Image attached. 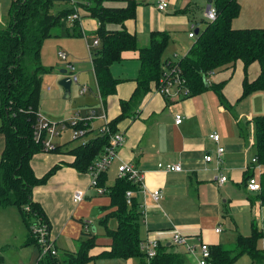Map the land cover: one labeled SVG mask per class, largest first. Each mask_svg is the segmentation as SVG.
Here are the masks:
<instances>
[{
	"label": "crops",
	"instance_id": "crops-1",
	"mask_svg": "<svg viewBox=\"0 0 264 264\" xmlns=\"http://www.w3.org/2000/svg\"><path fill=\"white\" fill-rule=\"evenodd\" d=\"M135 1H137L135 16L126 20L125 26L129 32L136 35L138 44L146 45L152 31H165L169 35V40L162 59L176 61L186 55L194 42L188 36V32L192 26L194 31L196 28L201 31L204 27L206 20L204 11L209 0H167L168 6L164 10L157 9V0ZM238 3L240 13L233 19V27L264 28V0H238ZM184 9L187 11H182ZM87 18L89 17H83L80 23L84 37L88 34L94 36L97 21L95 19L89 21ZM180 28L188 29L185 31L186 38L178 35ZM169 44L173 46L168 47ZM95 47L92 43L88 44L90 54L91 49ZM122 56L123 60L111 65L113 76L119 78L115 93L102 99L91 64L88 75L91 77L86 81L85 92L81 93L82 95L89 93L90 102L74 110L72 115L67 109L62 108L54 112L53 109H46L44 106L41 109L42 113L45 111L49 114L51 118L46 117L49 120L60 121L73 117L76 112H79L81 118H85L89 110H94L93 118L83 119L88 123L87 137H94L105 122L120 113V101L128 100L136 86L138 53L126 51ZM258 72V63L250 64L246 71L248 80H253ZM244 76L245 70L241 61L236 62L234 67L207 76L208 85L225 81L222 93L227 106L219 101L211 87L195 96L184 97L180 94L166 97L152 86L138 105L137 115L126 117L117 124V128L124 132L125 140L119 149L118 157L106 170L102 186L110 187L114 184L117 166L120 163L133 164L142 174L145 186L144 191L139 187L133 191V197L141 212L140 238L159 239L160 246L181 255L182 264H198V254L188 253L182 245H174L170 241V233L174 229L179 230L189 243H196L200 239L210 246L221 244L228 249L234 245L237 235L248 236L255 228L260 233L257 246L264 250V200L260 191H249L245 184L250 160L256 152L251 119L264 114V92H253L238 101L242 93ZM61 93V90H57V94ZM176 115L182 116L179 124L175 123ZM69 132L66 130L58 136L56 142H53L55 147H59L57 150L39 151L30 161L38 177H42L52 168L55 169L44 184L33 188L32 198L40 203L45 213L50 226V237L60 258L77 250L89 205L97 203L94 201L87 203L84 199L74 203L72 200L73 193L77 190L84 191L85 199L96 195V191L89 186V175L77 171L71 165L74 156L68 150L79 142L73 140ZM212 132L219 133V143L208 137ZM3 145V137L0 134V155ZM219 145L224 148L220 160L216 159V149ZM206 153L213 154L214 160L206 162L203 158ZM177 162L181 165L180 171H164L157 166L158 163ZM220 175L227 177L221 184L218 181ZM153 189L162 191V198L158 202H154L149 196V190ZM100 196H106L105 202L110 203L107 192ZM108 204L103 206L107 207ZM96 209L98 214L95 218H101L115 207L96 206ZM6 210L10 213L8 217ZM8 218L16 221L14 225L18 229L16 233L20 232L23 235L24 242L27 232L24 234V231L23 233L20 231L22 230L20 224L23 222L18 209L14 206H0L1 231L7 229ZM111 220L113 222L111 227H114L115 220L113 218ZM217 227H220L219 232L215 231ZM93 228L96 233L95 225ZM2 234L0 232V242ZM110 243L111 239L108 237L104 240L97 239L91 253L97 254L107 249ZM0 254L3 257L1 247ZM32 258L26 262L19 261L18 264H35V261L37 264L40 253L37 260ZM240 260L241 264H251L246 254L241 255L233 264ZM139 263L140 258L97 256L86 262V264ZM0 264H4V261L0 260Z\"/></svg>",
	"mask_w": 264,
	"mask_h": 264
},
{
	"label": "trees",
	"instance_id": "trees-1",
	"mask_svg": "<svg viewBox=\"0 0 264 264\" xmlns=\"http://www.w3.org/2000/svg\"><path fill=\"white\" fill-rule=\"evenodd\" d=\"M58 0H11L9 21L0 29V134L4 145L0 155V206H14L26 226L24 245H36L37 236L32 226L39 219L50 234V226L45 213L32 198L33 188L44 184L53 174L54 168L42 177L35 175L30 164L32 156L43 151L41 141L33 138L36 113L39 111L42 75L49 72V67L42 65L41 48L47 38L82 37L81 19L89 17L97 21L94 39L99 44L91 49V64L98 91L104 100L116 92L119 78L114 77L111 65L123 60L126 51H137L139 67L135 77L136 86L128 100L120 101V113L108 121L109 132L119 129L117 124L126 117L137 115V107L144 96L156 86L164 69L176 65L185 80L188 93L183 96H195L211 87L219 101L227 106L222 93L225 81L208 85L207 76L234 67L241 61L245 76L242 81V93L239 100L256 91L264 92V28H235L232 21L240 13L238 0H212L216 9V19L205 20L204 27L196 34L190 49L176 61L162 59L168 45L169 35L165 31H152L146 45L140 46L134 33L129 32L125 22L135 16L137 1L125 0L121 7L106 6V2L119 0H69L68 6L53 12ZM187 11V10H182ZM80 19L67 20L73 13ZM181 12V10L179 11ZM109 24L118 25L117 28ZM253 62L259 65V72L253 80L247 78V68ZM253 125V145L257 161L264 166V114L251 119ZM78 127L88 130L84 121ZM88 134V131H86ZM107 133H96L85 144H76L69 153L74 156L71 165L77 171L86 172L88 166L97 159L108 144ZM59 147H54L57 150ZM50 151V152H51ZM106 172V171H105ZM105 172L98 179L104 185ZM255 174L248 169L245 179ZM260 194L264 200V170L259 174ZM110 197L109 207L115 209L101 218L105 234L111 239L107 249L92 254L96 246V233L90 225L85 229L83 222L82 237L75 252L66 257L58 254H46L37 260V264H86L94 257L140 258L139 264H147L140 250L141 212L134 197L126 202L127 190H136L138 186L127 177L117 178L110 187H105ZM105 192V193H106ZM27 208V209H26ZM115 220V226L108 225L109 219ZM260 233L255 228L248 236L237 235L233 250L218 244L210 246L211 264H233L241 255L246 254L251 264H264V250L257 246ZM180 254L169 252L165 247L158 248L156 256L149 264H182ZM0 260L2 256L0 254Z\"/></svg>",
	"mask_w": 264,
	"mask_h": 264
},
{
	"label": "built area",
	"instance_id": "built-area-1",
	"mask_svg": "<svg viewBox=\"0 0 264 264\" xmlns=\"http://www.w3.org/2000/svg\"><path fill=\"white\" fill-rule=\"evenodd\" d=\"M72 4L76 0H71ZM168 6L167 0H157L156 7L158 10H164ZM204 17L207 21H213L216 19V9L213 4H208L204 11ZM67 20L71 19H80L79 15L73 13L68 15ZM194 27L190 28L188 36L195 40L196 33L193 30ZM99 40L96 38L93 41V46H97ZM62 59H66V54L60 53ZM67 69L73 70V65L70 62H66ZM70 79L76 81V75L72 72L68 74ZM156 91L160 94L171 97L179 96L180 94L184 95L188 93V88L185 86V80L180 75V70L176 65L166 67L164 72L159 79L157 85L155 86ZM86 86L81 87V93L85 92ZM95 116L94 110H89L85 118H81L79 112H76L73 117L67 120L52 121L42 115L41 112L36 113V122L33 127V138L36 141H41L43 144V151H51L54 149L55 145L53 144V139L61 135L66 130L71 131V137L73 140H77L79 144H85L88 141L86 134V129L78 127V124L83 121V119H91ZM182 121L181 115L175 116V123L179 124ZM97 133L109 135L108 144L105 146L101 155L95 159L87 168L86 173L89 175V186L92 187L96 193L103 194L106 192V188L98 184L99 176L105 172L113 160L118 157V152L123 142L125 140V134L123 131L109 132L108 121L105 122L97 131ZM215 143H219L220 135L219 133L212 132L208 135ZM80 139V141H79ZM224 151L223 146L219 145L216 149V159L220 160L222 152ZM206 162L214 160L215 156L210 153H206L203 156ZM159 168L164 171H180V163H158ZM252 168L255 171V174L249 176L246 181V188L249 191H260L261 185L259 180V174L262 172V165L257 161L256 156L254 155L250 160V166L248 169ZM257 171V172H256ZM127 177L141 190H145V186L142 182V174L140 171L131 163L122 162L117 166V178ZM227 179L226 175H220L219 183H223ZM149 196L154 202H158L162 198V191L160 189L149 190ZM84 197V191L77 190L73 193L72 200L74 203L80 202ZM133 197V191L127 190L125 193L126 202L129 204L131 198ZM27 209V208H26ZM91 221H85V229L90 225ZM33 233L37 236V241L40 247V257L46 254L56 255V249L53 245V240L50 237L49 231L46 225L41 222L39 219L32 226ZM216 232L220 231V227L215 228ZM170 241L174 245H182L188 253H197L198 264H211V251L210 245L200 239L196 243H189L187 238L177 229H174L170 233ZM140 250L143 252L145 261L147 264L153 259L160 247L159 239L157 238H147L142 239L139 243ZM58 264V263H56Z\"/></svg>",
	"mask_w": 264,
	"mask_h": 264
},
{
	"label": "rangeland",
	"instance_id": "rangeland-1",
	"mask_svg": "<svg viewBox=\"0 0 264 264\" xmlns=\"http://www.w3.org/2000/svg\"><path fill=\"white\" fill-rule=\"evenodd\" d=\"M61 0L56 1L53 12H56L59 8L65 5H69L68 2H60ZM11 0H0V29L4 28L7 25V22L9 21V8H10ZM126 4L125 0H119L114 2H106V6H115V7H121ZM87 20H94L92 18H87ZM109 27L117 28L118 25L116 24H109ZM188 29L186 28H180L178 31V35H182L186 38V32ZM186 31V32H185ZM94 36L91 34L87 37H63V38H47L41 48V62L42 65L49 67V72L42 75L41 79V92H40V105H39V111L43 109V106L46 109H53L54 112L59 111L60 109H67L70 115L74 113V110L80 109L81 106L87 105V103L90 102L91 96L89 93L87 95L81 94V87L86 85V81L89 75V69L91 68V61H90V51L88 49V44H93ZM192 43V42H190ZM192 45V44H191ZM93 46V45H92ZM172 44H169L168 47H172ZM60 53L66 54L67 59H62L60 56ZM73 53V54H72ZM172 54L170 53L169 57H171ZM69 61L74 65L73 70H68L66 62ZM61 69H65L66 73H61ZM70 72L75 74L77 76L78 81L76 80L71 83L70 87V97L64 98L63 97V88L59 84V80L64 76L68 75ZM57 90H61V94H57ZM42 113V111H41ZM45 115H44V114ZM42 115L45 117L51 118L49 114H47L45 111H43ZM69 115V116H70ZM69 130V129H68ZM70 131V130H69ZM71 132V131H70ZM69 132V133H70ZM53 142H56L58 140V137L53 139ZM80 141V139H79ZM103 194H97L89 196V199H85L84 194V201L87 203H90L92 201L97 202L89 205V212L86 215V218L83 220H91V225L97 228L96 230V240L97 239H107V235L105 234V228L100 223L101 218L103 217H90V214L96 206L107 208L109 206L108 203L105 202L106 196H100ZM88 200V201H87ZM107 205V207L103 205ZM7 212V210H6ZM17 216V214L15 213ZM10 216V213L7 212V217ZM8 226L7 229L4 231H1L3 233L1 235L2 239L0 242V247L2 248L3 257L2 260L4 261V264H18L19 261L29 260V258L33 257V260H37L38 255L40 253L39 248L32 244V245H24L23 242V235L19 233H16V230L18 231L17 227L14 226L16 221L12 218H8ZM22 227V230L24 231V234L27 232L26 226L23 224H20ZM108 225L111 227L113 225V222L111 219L108 221ZM13 226V227H12ZM0 227L2 228V225L0 224ZM12 227V228H11ZM92 228V227H91ZM5 234V235H4ZM103 242V241H102ZM235 248L234 245L229 247V250H233ZM39 251V252H38ZM58 257L59 254H58ZM106 261H110L109 259H106ZM242 260L237 262L236 264H241ZM244 261V260H243ZM36 264V261H35ZM248 264V263H247Z\"/></svg>",
	"mask_w": 264,
	"mask_h": 264
},
{
	"label": "water",
	"instance_id": "water-1",
	"mask_svg": "<svg viewBox=\"0 0 264 264\" xmlns=\"http://www.w3.org/2000/svg\"><path fill=\"white\" fill-rule=\"evenodd\" d=\"M211 3V0H209V4ZM199 31L196 28L195 29V33L197 34ZM61 73L65 74L66 70L65 69H61ZM71 83L72 80L70 79V77L68 75H64L60 80H59V84L60 86L63 88V97L64 98H69L70 97V87H71ZM98 214V210L96 208H94L90 214L91 217H95ZM94 231V228H93Z\"/></svg>",
	"mask_w": 264,
	"mask_h": 264
}]
</instances>
